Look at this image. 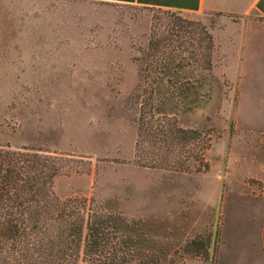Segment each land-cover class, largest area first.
<instances>
[{
    "label": "rangeland",
    "instance_id": "rangeland-1",
    "mask_svg": "<svg viewBox=\"0 0 264 264\" xmlns=\"http://www.w3.org/2000/svg\"><path fill=\"white\" fill-rule=\"evenodd\" d=\"M261 21L251 10L0 0V143L73 160L81 172L55 176L51 189L60 198L91 197L93 211L108 216L110 264H264V52L238 67L251 23ZM175 24L210 35L209 68L186 45L170 55L188 65L172 63L152 86L151 70L138 80L146 39ZM141 104L200 129L207 169L137 165L133 119ZM194 236L208 242L201 255L183 246Z\"/></svg>",
    "mask_w": 264,
    "mask_h": 264
},
{
    "label": "trees",
    "instance_id": "trees-1",
    "mask_svg": "<svg viewBox=\"0 0 264 264\" xmlns=\"http://www.w3.org/2000/svg\"><path fill=\"white\" fill-rule=\"evenodd\" d=\"M170 31L169 25L146 39L141 56L145 69L137 64L138 80L141 72L151 70L152 86L172 63L174 67L188 65V60L170 55L186 45L202 55L200 67L209 68L212 42L205 30L200 28L198 37L193 34L196 29L176 26ZM133 125L137 165L172 173L207 169L203 151L208 141L200 129L178 126L172 116H154L143 104ZM58 154L33 144L0 143V264H110L116 255L108 236V216L100 209L93 211L91 197L60 198L53 193L55 176L81 172L68 164L73 160ZM183 246L201 255L208 242L194 236Z\"/></svg>",
    "mask_w": 264,
    "mask_h": 264
},
{
    "label": "crops",
    "instance_id": "crops-1",
    "mask_svg": "<svg viewBox=\"0 0 264 264\" xmlns=\"http://www.w3.org/2000/svg\"><path fill=\"white\" fill-rule=\"evenodd\" d=\"M117 4L153 7L180 12H222L243 14L253 11L262 19V23L252 22L253 35L246 37L241 49V59L238 67L242 69L246 55L259 57L264 52V0H97ZM251 26V25H250Z\"/></svg>",
    "mask_w": 264,
    "mask_h": 264
},
{
    "label": "water",
    "instance_id": "water-1",
    "mask_svg": "<svg viewBox=\"0 0 264 264\" xmlns=\"http://www.w3.org/2000/svg\"><path fill=\"white\" fill-rule=\"evenodd\" d=\"M214 226H215V219H214V225H213V230H212V237H211L210 246H209V248H210V252H209V255H208L209 261L211 260L212 250H213V245H214V234H215ZM208 264H210V263H208Z\"/></svg>",
    "mask_w": 264,
    "mask_h": 264
}]
</instances>
